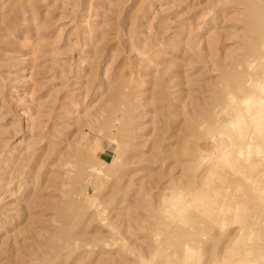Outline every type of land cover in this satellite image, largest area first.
I'll return each mask as SVG.
<instances>
[{
	"label": "rangeland",
	"instance_id": "obj_1",
	"mask_svg": "<svg viewBox=\"0 0 264 264\" xmlns=\"http://www.w3.org/2000/svg\"><path fill=\"white\" fill-rule=\"evenodd\" d=\"M264 0H0V264H264Z\"/></svg>",
	"mask_w": 264,
	"mask_h": 264
},
{
	"label": "bare ground",
	"instance_id": "obj_2",
	"mask_svg": "<svg viewBox=\"0 0 264 264\" xmlns=\"http://www.w3.org/2000/svg\"><path fill=\"white\" fill-rule=\"evenodd\" d=\"M262 91L264 92V86L262 87Z\"/></svg>",
	"mask_w": 264,
	"mask_h": 264
}]
</instances>
